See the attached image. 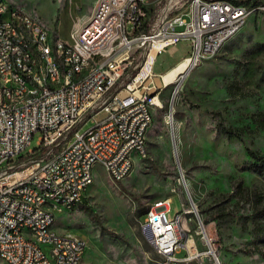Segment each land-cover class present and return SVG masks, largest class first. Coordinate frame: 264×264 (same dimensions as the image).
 Instances as JSON below:
<instances>
[{
    "label": "built area",
    "instance_id": "1",
    "mask_svg": "<svg viewBox=\"0 0 264 264\" xmlns=\"http://www.w3.org/2000/svg\"><path fill=\"white\" fill-rule=\"evenodd\" d=\"M245 2L97 0V17L81 24L75 21L69 40L54 35V52L45 53L42 29L48 28L42 20L34 23V16L0 0V260L83 263L85 239L53 230L49 218L74 210L72 201L83 200L96 166L110 171L120 183L123 172L147 156L145 131L157 99L152 95L167 87L157 84L168 72L153 73L156 58L182 40L193 46L184 61L197 66L200 60L215 58L221 41L252 13ZM23 32L38 34L39 43H24ZM19 44L31 51L39 48L42 57L24 59ZM101 45H109V52L101 53ZM86 57H95L91 71H82ZM29 60H36V76H29ZM54 61H63L67 84L48 89L39 71L55 78ZM28 77L37 78V89L29 88ZM26 91H34V100L24 101V109L12 107L11 99ZM100 114L106 116L97 122ZM38 132L37 147L28 149ZM21 156L29 162L19 163ZM30 183L53 194L57 208L36 197ZM170 204L146 211L145 218L165 213ZM201 224L198 238L191 220L176 214L174 224L166 228L172 232L190 228V236L175 248L158 244L149 227L162 264H206L211 256L218 263L213 239ZM183 250L185 255L179 256Z\"/></svg>",
    "mask_w": 264,
    "mask_h": 264
},
{
    "label": "rangeland",
    "instance_id": "2",
    "mask_svg": "<svg viewBox=\"0 0 264 264\" xmlns=\"http://www.w3.org/2000/svg\"><path fill=\"white\" fill-rule=\"evenodd\" d=\"M4 1L38 17L53 35L69 40L73 23L90 19L97 0ZM245 1L252 13L242 31L215 58L152 95L160 107H153L147 156L136 159L131 175L115 183L103 167L96 166L85 201L56 216L57 231L85 239L82 264H162L143 222L153 203L170 198L168 218L193 209L187 215L191 230L199 238L202 223L220 264H264V232L254 235L252 212L255 196L262 197L264 206V178L245 170L253 163L247 148L264 156V132L246 134L242 142L227 139L220 130V123L254 129L251 114L264 110V0ZM192 52L191 41H180L156 58L153 73L166 74ZM235 77L245 92H253L252 97H231L226 84ZM105 116L100 114L96 121ZM39 138L38 132L28 149H35ZM28 160L24 156L19 163ZM240 181L247 191L237 187ZM254 248L260 253H248ZM184 255L183 250L179 256ZM0 264L6 263L0 260ZM206 264L218 263L211 256Z\"/></svg>",
    "mask_w": 264,
    "mask_h": 264
},
{
    "label": "bare ground",
    "instance_id": "3",
    "mask_svg": "<svg viewBox=\"0 0 264 264\" xmlns=\"http://www.w3.org/2000/svg\"><path fill=\"white\" fill-rule=\"evenodd\" d=\"M132 1H140V0H132ZM224 3H232L230 0H204V4H215L222 5ZM96 4V3H95ZM97 17V9L94 8L93 13L89 19ZM250 17H246L242 22V27L237 28L235 31L230 32V35H227L226 38L221 41V50L224 46L232 40L236 35H238L242 29L246 26V23ZM34 23H41L40 20L34 17ZM42 37H43V52L45 53H53L55 47V38L50 34L47 29H42ZM22 41L24 43L38 44L39 36L38 34H31L30 32H23ZM19 51H22V57L24 59H31L33 57H42V50L39 48H32V51L29 47H26V44H19ZM109 45H101V53H108ZM206 60H200L198 62H204ZM95 66V57H86L84 63L82 64V71H91ZM55 68V78H50V75L46 73V71H39V79L41 82L45 83L46 88L48 89H59L60 86H66L67 84V74L64 71V63L63 61H54ZM194 68V65L190 63V61H184L177 65L175 68L170 70L163 78L162 81L157 80L158 86H171L176 83L178 78L186 75L189 70ZM29 76L37 75V63L36 60H29L28 64ZM28 86L30 89H37L38 80L36 77H28ZM34 100V91H26L20 93V97H13L11 99V106L15 107V109H24V101ZM155 105L160 106L157 99L155 100ZM153 123V117L149 119V125L146 127L145 131V145L147 151V134ZM135 165H130L128 167V172H123V177H120V182L124 181L127 177H129L134 169ZM113 182L116 183L115 176L110 172L106 171ZM94 184V178H93ZM30 190H34V194L36 197H41V200L45 201L46 204L50 208H57V200H55L53 194L45 193V189L43 187H38V183H30ZM82 201H72V209H75L77 206H80ZM170 204V199H164L161 201H157L153 203L147 211H157L160 206ZM193 210V209H192ZM192 210L188 211H180L179 218L182 220H188L187 215L192 212ZM170 211V207H165V213H151L149 218H145L143 222V227L149 233H152V236L157 239L158 244L165 245V248H175L178 246V241H185L189 230L187 228H180L178 231L172 232L170 228H166V226H172L174 224V218L169 219L168 213ZM56 221V216L49 218V226L53 227ZM186 229V230H185ZM53 230H55L53 228ZM189 239V237H187ZM157 254L160 257V252L157 249V246L154 245Z\"/></svg>",
    "mask_w": 264,
    "mask_h": 264
},
{
    "label": "trees",
    "instance_id": "4",
    "mask_svg": "<svg viewBox=\"0 0 264 264\" xmlns=\"http://www.w3.org/2000/svg\"><path fill=\"white\" fill-rule=\"evenodd\" d=\"M245 3L248 4V1H246ZM236 72H239V70L236 69ZM226 86H227V91L231 95V97L248 98L254 95L253 92L252 93L245 92V90L240 85L239 80L236 77L228 81ZM250 119L252 123L255 125L254 129H252L250 126L241 129L234 127H226L222 123H220V130L222 134L227 137V139L229 140L238 139L243 142L244 136L246 134H255L259 131L264 132V110H260L251 114ZM247 154L253 160V163L250 166H247L245 170L250 172H256L264 178V156L260 152L252 150L250 148H247ZM19 159L20 161L23 160L24 156H21ZM237 187L239 189L247 191V188L243 186L242 181L238 183ZM227 195L228 198L230 197L232 198L230 194ZM261 203H263L262 197L260 195L255 196L254 205L252 206L253 207L252 212H253V218L255 224L253 233L256 237H258L257 233H259L260 231L264 232V224L261 225V221H263L262 219L264 218V206H261ZM223 216L224 214L216 216L214 220H217ZM252 243L255 244V242ZM248 253H260V250L254 248L253 250L248 251Z\"/></svg>",
    "mask_w": 264,
    "mask_h": 264
},
{
    "label": "crops",
    "instance_id": "5",
    "mask_svg": "<svg viewBox=\"0 0 264 264\" xmlns=\"http://www.w3.org/2000/svg\"><path fill=\"white\" fill-rule=\"evenodd\" d=\"M35 17V16H34ZM38 20H40L38 17H36ZM89 20V19H88ZM87 20V21H88ZM41 21V20H40ZM49 32H50V34L54 37V35L52 34V32L49 30V29H47ZM110 177V176H109ZM94 182H95V179H94ZM85 198H87V195L85 194L84 196H83V200H82V202H84L85 200ZM57 218V217H56ZM56 222V221H55ZM55 224V223H54ZM53 228H54V225H53ZM55 229V228H54ZM56 230V229H55ZM59 232V231H58ZM84 261V260H83Z\"/></svg>",
    "mask_w": 264,
    "mask_h": 264
},
{
    "label": "water",
    "instance_id": "6",
    "mask_svg": "<svg viewBox=\"0 0 264 264\" xmlns=\"http://www.w3.org/2000/svg\"><path fill=\"white\" fill-rule=\"evenodd\" d=\"M218 264H220L219 261H218Z\"/></svg>",
    "mask_w": 264,
    "mask_h": 264
}]
</instances>
